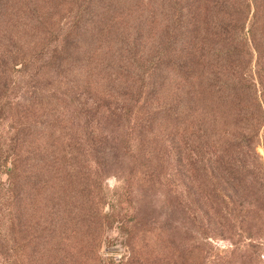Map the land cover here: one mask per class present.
Masks as SVG:
<instances>
[{"label": "rangeland", "instance_id": "rangeland-1", "mask_svg": "<svg viewBox=\"0 0 264 264\" xmlns=\"http://www.w3.org/2000/svg\"><path fill=\"white\" fill-rule=\"evenodd\" d=\"M4 1L8 9L0 18V95L11 88L15 63L40 49L50 39V31L66 27L79 2ZM207 9L175 30L161 0H143L123 9L110 31L102 34L108 40L124 35L139 65L156 56L180 55L194 62L201 76L235 81L238 93L244 95L231 115L211 111L202 103L199 127L206 130V143L214 141L215 146L204 148V164L197 172L181 176L199 209L187 198L185 211L176 202L171 178L176 177L177 163L169 155L166 135L172 127L154 117L158 107L166 108L180 97L189 99L194 81L153 70L142 72V79L127 76L137 73L138 67L121 49L107 44L105 54L99 51L87 71L60 73L55 65L45 64L35 85L21 83L10 94L2 111L0 141L8 143L14 133L21 137L12 195L5 205L7 226L0 229V264L5 238L13 248L11 264H111L99 263L100 257H113L119 264H264V0H253L249 15L242 1L236 6L234 2L224 18L232 24L229 34L211 33L208 24L218 10ZM166 46L169 49L162 52ZM230 46L236 48L235 74L231 68L206 67L201 62L206 50ZM119 59L123 67L119 74L103 68ZM37 88L47 95L45 99L55 94L73 100L74 106L88 98L100 99L105 89L114 91L119 100L140 101L143 109L137 106L132 120L136 124L139 117L143 124L132 136L136 159L122 151L120 163L115 154L96 160L82 130L86 116L79 115L61 128L57 107L24 97L25 91L31 94ZM99 121L96 128L112 130L117 141L128 130L117 118ZM66 130L70 132L63 133ZM65 134L71 138L75 157L70 165L51 160L63 147ZM113 138L110 146L121 151ZM243 159L250 171L244 196L235 177ZM129 175L134 177L133 192L128 202L120 203L119 211L137 213L138 219L131 232H124L118 222L107 226L103 215L123 192ZM0 178L5 181L7 175L0 173ZM197 216L205 227L196 224Z\"/></svg>", "mask_w": 264, "mask_h": 264}, {"label": "trees", "instance_id": "trees-1", "mask_svg": "<svg viewBox=\"0 0 264 264\" xmlns=\"http://www.w3.org/2000/svg\"><path fill=\"white\" fill-rule=\"evenodd\" d=\"M161 0L162 5L169 10V16L172 22V28L178 30L182 24H189V22L203 14L206 9L210 10V7L217 9V17L210 24L208 28L213 34L220 33V30L227 32L228 34L233 31L232 24L230 21H225V16L230 13L228 8L234 7L243 2L246 10L244 12L249 15L251 12V5L253 0ZM78 2V0H77ZM143 0H79L77 3V9L74 13L72 20L69 24L64 27L57 29L55 32L50 31L51 37L45 42L40 49L35 51L28 57L15 63L13 67V76L11 88L4 90L0 95V121L2 117V111L4 110L7 103L11 100V93H15L21 83H33L36 77L40 74V70L45 64L55 65V69L59 70L60 73L77 72L78 70L87 71L89 67L95 64L99 53L105 54L108 45L121 49L124 54L129 55L132 60V65L138 67L137 73H130L127 76L136 77L142 79L141 73L153 70L157 73L179 75V79L194 81V85L190 90L194 93L191 97L184 99L183 97L178 98L170 106L163 108L158 107L155 113V120L161 123L168 124L172 127L171 131H168L167 138L169 155L171 159L177 163V166L173 168L175 176L172 177V183L174 184L175 192L177 197L176 200L179 208L185 211L187 209L186 198L188 202H191L193 198L189 191L184 179L181 177L183 174L189 175L193 170L194 172L202 167L204 164V148H213L215 146L214 141L206 143V139H203V135L206 134V130L203 132L200 120H198V114L201 113V106L204 102L209 106L211 111L222 112L224 114L231 115L234 109L243 101V96L238 93L237 85L235 81H224L215 80L212 76L203 75L201 76L196 72L194 68V62L189 63L184 58L172 57L169 55L165 59H160L157 56L152 59H147L144 65H139L136 59V53H132V48L129 47V42L124 35L117 34L113 36L111 40H108L107 35H102L104 30L110 31L113 22L119 19V13L123 9H128ZM211 3V4H210ZM31 10L35 11L36 6L31 5ZM8 4L6 1L0 0V18L4 17L7 13ZM110 26V28H108ZM90 34V35H89ZM169 49L166 46L162 49L165 52ZM100 51V52H99ZM236 48L224 47L217 50L208 49L202 54L201 62L206 67H226L231 68L233 74L236 73L234 69L235 64ZM199 60V61H200ZM103 68L107 71H115L119 74L122 69L121 59L115 63H106ZM117 75V74H116ZM109 78L107 77V80ZM104 93L100 92L102 97L100 99H92L73 105V100H68L65 97H59L55 94H50L47 99V95L37 88L33 93L29 94V91H25L24 97L26 99L43 100L48 103V106L57 107L61 115V128H66L69 122L77 120L79 115H85L86 118L83 123L82 130L87 138L89 147L93 152L96 160L105 156V154H115L118 163L124 160L122 151L125 155H128L132 159H136L137 155L134 150V143H132V136L136 127L143 126L142 123L136 118L137 123L134 120L135 112L137 109H143V106H139V102L136 103L134 100L124 101L123 99H117L113 94L114 91L107 92L105 89ZM89 94L88 91H85ZM137 93L141 95L140 88L137 89ZM17 95V94H16ZM112 99H116L115 103ZM146 103V102H145ZM138 106V108H137ZM137 108V109H136ZM224 111V112H223ZM102 114V116L100 115ZM117 118L123 123L127 124L128 130L116 139L115 133L110 129H97L95 123H100L101 118ZM23 132L22 130H19ZM70 132L69 131H63ZM23 136V135H22ZM63 136V134H62ZM113 138V144L119 143L121 151L115 152L114 147L110 146L109 138ZM21 135L14 133L8 143L0 141V173L7 175V179L2 181L0 178V229L7 226L6 210L5 206L9 201V196L12 195L13 180L15 173H17V150L19 148V140ZM71 138L68 134H65L63 142L58 155L53 157L51 160H55L60 163L70 165L72 160L75 158L73 155L72 144L70 143ZM115 141V142H114ZM21 142V141H20ZM112 144V145H113ZM72 145V146H71ZM230 158V157H229ZM239 160V159H237ZM134 161V160H133ZM230 162V161H229ZM237 181L241 184L240 193L242 196L248 189V183L250 178V171L246 167V159L241 160L239 169L235 172ZM124 190L118 195L116 201L111 202L109 211L105 212L104 222L107 226H113L115 223L120 224L121 231L131 232L133 224L137 221V213H125L120 214L119 205L123 201H129L133 192V175H129L126 179ZM195 209H199L196 203L192 201ZM128 217V220H125ZM195 222L200 228L205 227L204 221L200 216H197ZM9 239L5 238L3 243V251L1 252L2 260L1 264H11L13 258V248L9 246ZM103 261H110L114 263L113 257H100L99 263Z\"/></svg>", "mask_w": 264, "mask_h": 264}]
</instances>
